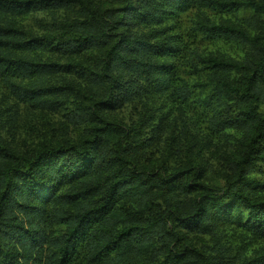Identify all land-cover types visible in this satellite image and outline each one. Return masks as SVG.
Listing matches in <instances>:
<instances>
[{"label":"trees","instance_id":"obj_1","mask_svg":"<svg viewBox=\"0 0 264 264\" xmlns=\"http://www.w3.org/2000/svg\"><path fill=\"white\" fill-rule=\"evenodd\" d=\"M87 1L0 0V77L20 101L49 110L65 101L33 82L59 71L40 58L44 52H100L99 70L88 75L92 106L67 114L85 127L78 141L17 154L0 140V264H264V245L234 254L187 238L234 227L264 243V2L113 0L104 8ZM63 9L69 16L55 26L57 37L19 25L31 11ZM193 9L203 15L184 30L182 17ZM244 11L261 15L258 32L235 20ZM191 35L244 47L240 55L192 48L194 89L177 65ZM165 93L202 104L219 131L241 133L228 186L203 185L204 173L192 167H137L138 151L149 145L142 130L105 113ZM160 192L176 198L162 203Z\"/></svg>","mask_w":264,"mask_h":264},{"label":"rangeland","instance_id":"obj_2","mask_svg":"<svg viewBox=\"0 0 264 264\" xmlns=\"http://www.w3.org/2000/svg\"><path fill=\"white\" fill-rule=\"evenodd\" d=\"M93 1L104 8L115 4L113 0ZM76 3V8L79 9L80 3ZM68 12L67 9L56 10L53 15L48 11H31L19 19L22 20L19 25L33 36L51 39L62 33H55L54 28L57 24L62 28L61 22L66 21ZM207 12L213 18H221V14ZM199 15L202 16L203 13L196 9L184 15V30L190 29L192 20L198 19ZM238 16L239 19L233 18L249 31H259L256 22L261 19L260 14L244 11ZM186 43L189 49L184 52V57L181 56L177 60V65L181 70L180 75L193 86L198 84L200 79L198 74L188 67L187 56H191L192 48L199 52L240 55L244 47L232 41L214 40L201 35L186 37ZM99 56L100 52L96 50L71 55L51 49L40 57L44 61H53L60 65L57 73L33 81L41 86H52L57 89L59 96H63L65 101L56 110L43 109L20 101L0 77V140L17 154H26L44 145L78 141L83 136L85 127L70 122L67 114L71 110L92 106L88 75L91 71L99 70ZM28 84L32 82L29 81ZM177 85L179 87L181 83L178 82ZM197 88L196 85L194 89ZM203 107L193 99H181L176 94L165 93L154 97L148 105L144 101L127 103L121 108L108 110L105 114L108 121H117L126 128L136 126L142 130L149 145L138 151L135 159L137 167L167 173L173 168L201 169L204 173V177L200 179L203 185L226 187L233 177L228 161L241 152L238 140L241 133L232 129L219 131L210 121L211 115L203 113ZM158 194L157 198L162 203L176 198L167 192ZM187 238L194 245L206 249H211L216 244L231 246L234 254L237 251L250 253L264 245L254 239L245 240L240 230L234 227L221 228L215 235L191 233Z\"/></svg>","mask_w":264,"mask_h":264}]
</instances>
